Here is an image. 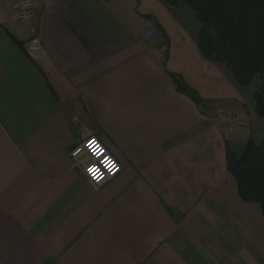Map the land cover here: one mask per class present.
<instances>
[{"label": "crops", "instance_id": "0c3cea01", "mask_svg": "<svg viewBox=\"0 0 264 264\" xmlns=\"http://www.w3.org/2000/svg\"><path fill=\"white\" fill-rule=\"evenodd\" d=\"M35 3L38 17L18 20L0 0V264H264L261 206L227 159L228 145L240 155L264 139V118L255 90L208 56L196 12ZM220 110L246 125L226 137ZM86 133L121 163L115 177L91 182L75 165Z\"/></svg>", "mask_w": 264, "mask_h": 264}, {"label": "trees", "instance_id": "16d2710c", "mask_svg": "<svg viewBox=\"0 0 264 264\" xmlns=\"http://www.w3.org/2000/svg\"><path fill=\"white\" fill-rule=\"evenodd\" d=\"M190 6L202 23L201 37L210 44L208 56L223 62L236 81L248 86L256 79L257 114L264 118V0H166ZM21 45V44H20ZM177 87L199 100L180 80ZM228 167L246 201L260 204L264 216V139H249L236 158L227 146Z\"/></svg>", "mask_w": 264, "mask_h": 264}, {"label": "built area", "instance_id": "2783aa9c", "mask_svg": "<svg viewBox=\"0 0 264 264\" xmlns=\"http://www.w3.org/2000/svg\"><path fill=\"white\" fill-rule=\"evenodd\" d=\"M10 9L13 17L18 20H34L38 17L35 0H10ZM156 32L157 28L151 27L144 32V37L149 38ZM26 52L34 60L46 56V49L39 37H32L28 40ZM218 115L228 126L225 130L226 137L233 125L238 127L246 125L235 110H220ZM74 157L75 165L91 182L111 179L122 169L119 160L94 134L83 135L79 147L74 151ZM92 173H97L98 176L94 179Z\"/></svg>", "mask_w": 264, "mask_h": 264}, {"label": "rangeland", "instance_id": "374dc122", "mask_svg": "<svg viewBox=\"0 0 264 264\" xmlns=\"http://www.w3.org/2000/svg\"><path fill=\"white\" fill-rule=\"evenodd\" d=\"M259 88V80H255L254 82H252L250 85H249V90H257ZM262 132H264V131H262ZM261 132V133H262ZM259 138V137H258ZM258 140H260V139H258ZM231 151H232V153H233V155L236 157V158H238L239 157V154H237V152H234L232 149H231ZM241 151V150H240Z\"/></svg>", "mask_w": 264, "mask_h": 264}, {"label": "clouds", "instance_id": "9594fccd", "mask_svg": "<svg viewBox=\"0 0 264 264\" xmlns=\"http://www.w3.org/2000/svg\"><path fill=\"white\" fill-rule=\"evenodd\" d=\"M92 175H93V178H94V179L98 176L97 173H92Z\"/></svg>", "mask_w": 264, "mask_h": 264}]
</instances>
